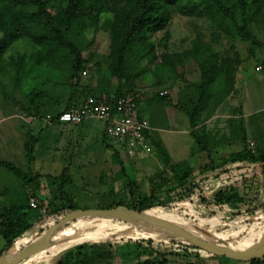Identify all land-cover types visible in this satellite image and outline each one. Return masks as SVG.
Segmentation results:
<instances>
[{
    "label": "rangeland",
    "instance_id": "374dc122",
    "mask_svg": "<svg viewBox=\"0 0 264 264\" xmlns=\"http://www.w3.org/2000/svg\"><path fill=\"white\" fill-rule=\"evenodd\" d=\"M107 17L101 16V27L94 38L91 29H85L74 38L85 61L77 78L69 76V56L65 57V63L60 54L55 61L57 67L49 65L45 69L47 61L51 63V60L46 61L41 53L42 60L35 66L40 47L25 40L15 41L0 55V160L28 175L37 176L36 182L27 186L0 167V210L19 205L24 197L38 198V209L29 212L26 217H20V227L28 228L14 241L16 249L27 241L25 245L29 244L49 226L57 223L65 214L61 210L67 199L82 210L101 209L119 200L133 204V200L149 191L152 183L149 179L153 175L161 172L165 177L166 191L174 181L152 145L150 156L130 159L120 155L122 164L118 165L113 161L115 148L102 134L101 121L87 119L84 129L63 130L50 126L46 120L47 115L62 111L71 101L93 94V90L108 92L110 87L117 85L108 67ZM249 29L264 44V17L250 25ZM211 31L210 23L204 17L173 14L167 36L161 31L149 37L155 48V58L135 66L133 88L130 89L123 82L122 94L139 95L140 113L149 118L155 129L152 140L160 143L171 163L191 169L189 182L194 184L195 180V184H198L189 192V196L174 200L167 208L153 207L150 212L170 216L171 223L182 233L215 244L236 245L264 225V182L259 189V197L241 207L240 214L232 215L224 207L209 201L210 195L217 188L229 186L232 181L235 182V178L243 176L248 170L247 162L234 164L230 168V178L223 174L218 179L216 171L205 181L196 180L202 177L199 171L210 166L211 161L217 164L237 154L244 156L249 151L256 155L264 146V51L251 50L249 43L237 36H222L213 42L219 58H230L236 65L232 93L211 116H207L208 111L204 112L196 127L198 133L202 131L206 135L210 158L195 144L190 135L188 118L179 108L181 106L190 111L191 101L196 99L195 88L200 80L196 63L189 57L182 58L180 62L174 60L173 68L162 63V54H183L197 33L202 34L203 40L209 41ZM21 55L25 56L24 64L19 62ZM258 66H261L259 71L256 69ZM160 91L166 92L164 96H167V102L155 100ZM40 92L44 94L40 104L45 115L34 118L25 108L30 105L29 95ZM212 106L213 103L210 104ZM92 124L96 130L92 128L91 132L88 126ZM29 137L36 139L32 160L25 150ZM129 182L131 184L128 186ZM50 203L59 212L53 209V213L49 214L41 209ZM154 228L141 220L128 225L116 220L80 219L57 229L55 233H61L56 235L53 247L59 249L41 257L53 256L67 247H78L94 241L115 242L126 246L127 250L136 240L152 239L167 246L170 243L185 244L172 234L155 239L134 238L140 236L139 230ZM3 245L4 241L0 238V247ZM12 246L4 255H13L22 248L13 251Z\"/></svg>",
    "mask_w": 264,
    "mask_h": 264
},
{
    "label": "trees",
    "instance_id": "16d2710c",
    "mask_svg": "<svg viewBox=\"0 0 264 264\" xmlns=\"http://www.w3.org/2000/svg\"><path fill=\"white\" fill-rule=\"evenodd\" d=\"M176 12L186 16L204 17L210 23L212 30L209 41L203 40L202 34L197 33L191 41V46L183 54H162V63L165 66L173 68L174 60L180 62L182 58L189 57L196 63L200 71L199 84L195 88L196 99L191 101V110L186 111L181 106L179 108L188 118L190 135L195 144L210 158L206 135L202 131L198 133L196 127L204 112L208 111L207 116H211L215 109L232 93L236 65L230 58L221 60L214 49L213 42L218 41L222 36L227 38L237 36L247 41L251 50L262 49L264 51V44L259 42L249 29L250 25L264 17V0H0V55L15 41L25 40L40 47L39 57L34 62L35 66L42 60L40 59L41 53L46 61L49 58L51 60V63L47 61L45 69L49 65L57 67L55 61L60 54L63 56L64 62L65 57L69 56L71 57L69 76L77 78L78 72L83 70L85 61L74 38L85 29H91L94 38L101 27V16L107 15L109 22L108 67L111 76L116 79L117 85L110 87L108 92L98 89L90 95L105 93L116 97L124 95L122 94L123 82L130 89L133 88L132 80L136 75L135 66L144 60L151 62L155 58V48L150 43L149 37L161 31H164L167 36L169 22ZM24 60L25 56L21 55L19 62L24 64ZM103 84L107 85V82ZM107 86L109 87V85ZM43 98L44 94L41 92L31 93L29 95L30 105L29 108H25L26 112L30 115L33 114L34 118L45 115L44 111L42 113L43 106L40 104V100ZM155 100L167 102L168 98L156 95ZM211 103H213L212 107H210ZM73 104H75V100ZM71 105L72 103H69L62 111L52 114L53 120L61 112L69 109ZM35 142V138L29 137L25 144V150L29 154L30 160H32L31 153ZM150 143L158 151L160 158L172 174L174 181L169 189L165 190V177L160 172L150 177L149 181L152 183H150L149 191L137 200H133V204L119 200L113 201L101 209L125 206L134 211H145L143 214L155 215L150 212L151 208H167L174 200L189 196V192L198 187L195 180H193L194 184L189 182L192 175L191 169H184L180 164L171 163L160 143L152 140V135ZM113 161L118 165L122 164L117 150L113 152ZM244 161L248 163V170L245 171V174L235 178V182L232 181L231 185L217 188L210 195L209 201L219 207H224V210L227 209L232 215L240 214L241 207L255 201L260 195L259 189L264 182V146L256 155L249 151L244 156L237 154L232 158L221 160L217 164L211 161L210 166H205L203 170L199 171L202 177L196 180L197 182L205 181L216 171L218 179H221L223 174L230 178V168L234 164ZM225 166L227 168H224ZM0 167L11 172L27 186L33 185L37 180V176L28 175L8 162L0 160ZM130 184L131 182L128 183V186ZM55 207L50 203L46 208L41 209L52 214L53 209L59 212ZM75 209H77L76 206L71 203L70 199H67L66 203L62 205L61 212L67 214ZM0 211V238L4 241V245L0 249V257H2L11 248L14 241L20 238L28 228V226L20 227V217H26L29 212L32 213L35 210L29 208L28 199L24 197L19 205H13L9 209L4 208ZM155 216L172 222L168 215ZM108 221L111 222V220ZM149 225L155 228L139 230L140 236L134 238L155 239L169 234L152 223ZM59 233L61 232L54 233L50 240L54 241ZM105 243L108 245L117 244L115 242ZM132 245L128 253H131L135 258L145 257L142 264L241 262L214 256L187 244L170 243L167 246L164 243L147 239L136 240L132 242ZM14 246L15 243L12 246L13 251L17 250ZM247 263L261 264L264 263V258L254 259Z\"/></svg>",
    "mask_w": 264,
    "mask_h": 264
},
{
    "label": "built area",
    "instance_id": "2783aa9c",
    "mask_svg": "<svg viewBox=\"0 0 264 264\" xmlns=\"http://www.w3.org/2000/svg\"><path fill=\"white\" fill-rule=\"evenodd\" d=\"M258 71L261 66L256 68ZM166 92L160 91L159 96ZM89 118L104 124V136L126 158L139 159L152 154L150 137L153 128L147 118L139 113V95L126 93L120 96L108 94L87 95L61 112L55 120L46 116L49 125H79ZM253 152V151H252ZM29 208L38 209V198H28Z\"/></svg>",
    "mask_w": 264,
    "mask_h": 264
},
{
    "label": "water",
    "instance_id": "95a60500",
    "mask_svg": "<svg viewBox=\"0 0 264 264\" xmlns=\"http://www.w3.org/2000/svg\"><path fill=\"white\" fill-rule=\"evenodd\" d=\"M143 212L130 210L125 206H118L109 209H75L65 214L57 223L49 226L42 234L22 247L13 255H3L0 257V264H19L25 260L40 257L46 254L49 248L50 237L62 226L80 219H107L119 222L133 224L137 218L143 217ZM160 226L159 223L153 222ZM167 230L178 238H183L185 244L193 246L200 251L223 257L230 260L249 262L254 259L264 258V238L247 247L236 248L230 245H220L208 242L200 237L182 233L176 229L167 226Z\"/></svg>",
    "mask_w": 264,
    "mask_h": 264
},
{
    "label": "crops",
    "instance_id": "0c3cea01",
    "mask_svg": "<svg viewBox=\"0 0 264 264\" xmlns=\"http://www.w3.org/2000/svg\"><path fill=\"white\" fill-rule=\"evenodd\" d=\"M96 91V90H93ZM74 101V100H73ZM73 101L70 103L73 104ZM78 100H75L77 102ZM139 113H140V107H139ZM141 116L149 118L147 116H144V114H141ZM169 115V114H168ZM93 119L89 118L88 120ZM168 119L170 121V117L168 116ZM85 120L83 123L79 125H58V124H52L50 126H56L61 127L63 130H69L72 128L82 127L84 129V124L88 121ZM96 120V119H95ZM168 121V124L170 122ZM150 122V120H149ZM102 123V122H101ZM151 125V122H150ZM91 129L95 128V126L92 124L91 126H88ZM87 127V128H88ZM153 128V126L151 125ZM155 129L153 128V131ZM89 132V131H88ZM102 134H104V124L102 123ZM62 136L61 134H59ZM153 135V132H152ZM51 239V238H50ZM49 239V248L46 250V252L49 251H57L59 248L53 247V243L55 241ZM15 247V246H14ZM2 247H0L1 249ZM126 246H122L121 244H112L108 245L105 243V241H94L89 244H86L84 246H70L65 248L64 250H61L57 253H55L53 256H47L46 257H36L33 259L25 260L19 264H142L144 261V258H129V256H132L131 253H128ZM52 253V252H51ZM47 254V253H46ZM45 255V254H44ZM220 264H248L247 262H219ZM264 264V263H261Z\"/></svg>",
    "mask_w": 264,
    "mask_h": 264
},
{
    "label": "bare ground",
    "instance_id": "6f19581e",
    "mask_svg": "<svg viewBox=\"0 0 264 264\" xmlns=\"http://www.w3.org/2000/svg\"><path fill=\"white\" fill-rule=\"evenodd\" d=\"M138 220L148 222V223H152V224H154L153 222L159 223L160 226L157 224H154V225L157 226L158 228L163 229L164 231H166L169 234H171V232L169 230H167V226L178 230V228H176L171 222H169V221H167L161 217L155 216V215L143 214L142 218H137L133 222L138 221ZM263 236H264V225L258 232H252L244 240L238 242L236 245L231 244L230 246L236 247V248L247 247L251 244L258 242ZM178 239L181 241H184L183 238H178Z\"/></svg>",
    "mask_w": 264,
    "mask_h": 264
}]
</instances>
